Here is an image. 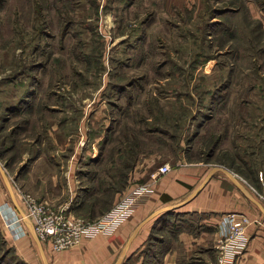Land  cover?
<instances>
[{"label": "rangeland", "instance_id": "374dc122", "mask_svg": "<svg viewBox=\"0 0 264 264\" xmlns=\"http://www.w3.org/2000/svg\"><path fill=\"white\" fill-rule=\"evenodd\" d=\"M187 161L229 168L264 204V0H0V163L23 210L85 224L61 252L105 219L112 234L150 173ZM0 188V219L34 251L0 234V264H44L1 173Z\"/></svg>", "mask_w": 264, "mask_h": 264}, {"label": "crops", "instance_id": "0c3cea01", "mask_svg": "<svg viewBox=\"0 0 264 264\" xmlns=\"http://www.w3.org/2000/svg\"><path fill=\"white\" fill-rule=\"evenodd\" d=\"M160 168L150 173L146 183L151 185L152 192L112 234H98L83 240L73 250L61 253L53 251L50 245L44 246L47 256L55 257L49 263L116 264L135 235L125 251V256H129L127 260L131 256H147V264H156L157 261H161L160 264H211L206 256H219L218 243L225 231L226 216L235 213L249 220L243 248L236 256H242L241 264H264V204L240 183L235 173L204 161L182 162L167 173H161ZM215 168L218 170L204 184ZM225 170L235 175L243 189ZM19 181L22 182V178ZM11 185L18 196L15 185ZM17 198L20 200L19 196ZM6 205L7 193L0 188V210L6 211ZM171 206H176L171 210L175 213H161L136 232L155 212ZM175 214L179 216L177 221L180 223L174 226L171 221ZM181 220L189 224L184 225ZM0 234L23 259L24 256H33L24 226L16 223L9 226L0 219Z\"/></svg>", "mask_w": 264, "mask_h": 264}, {"label": "built area", "instance_id": "2783aa9c", "mask_svg": "<svg viewBox=\"0 0 264 264\" xmlns=\"http://www.w3.org/2000/svg\"><path fill=\"white\" fill-rule=\"evenodd\" d=\"M160 171L161 173H167L170 171V166L164 165L160 168ZM125 210L121 206L117 208L118 213ZM26 215L33 221L36 234L42 243L49 241V245L55 252H61L64 249L78 245L86 232V226L82 221L71 218L65 219L58 212L53 211L52 208L38 205L33 199L29 200ZM114 223H116V220L106 223L105 219L97 225L96 229L90 232L97 230L96 234L107 233L108 227ZM247 223L246 218H240L235 213L226 216L225 231H223V237L218 243L221 264H228L227 256H236L239 255L237 252H241Z\"/></svg>", "mask_w": 264, "mask_h": 264}, {"label": "water", "instance_id": "95a60500", "mask_svg": "<svg viewBox=\"0 0 264 264\" xmlns=\"http://www.w3.org/2000/svg\"><path fill=\"white\" fill-rule=\"evenodd\" d=\"M218 169L215 168L212 170V172L209 174L207 180L204 182V184L213 176V174L217 171ZM227 172V174L230 176V178L233 180V182H235L237 184V186L241 189L242 186L241 184H239V182L237 181L235 175L233 173H231L230 171L228 170H225ZM0 172H1V175H2V178L9 190V193L11 195V198L13 200V203H14V206L15 208L17 209V211L19 212V214L22 216V219H23V222L25 224V226L27 227L30 235L32 236L33 240L35 241V243L37 244L38 248H39V251H40V254H41V257H42V260H43V263L44 264H50L49 263V259H48V256H47V253H46V250H45V247H44V244L42 243V241L40 240V238L38 237V235L36 234V231H35V227H34V224L33 222L28 218V216L26 215L25 211L22 209V207L20 206L19 204V201H18V198L13 190V187L11 185V182L9 180V176L6 172V169H5V166L3 164L0 163ZM203 184V185H204ZM200 189H198L194 194H196ZM192 197L189 198V200L191 199ZM176 209V206H171V207H168V208H164L162 210H159L157 212H155L153 215H151L146 221L143 222V224H141L139 226V228L136 230V232L147 222H149L150 220L154 219L155 217H157L158 215H160L161 213H165V212H168V211H171V210H175ZM135 236V235H134ZM134 236L130 239V242L129 244L127 245V247L125 248V251L127 250V248L129 247L130 243L133 241L134 239ZM125 251L124 253L120 256L119 260L117 261L116 264H122L123 263V260H124V257H125Z\"/></svg>", "mask_w": 264, "mask_h": 264}, {"label": "trees", "instance_id": "16d2710c", "mask_svg": "<svg viewBox=\"0 0 264 264\" xmlns=\"http://www.w3.org/2000/svg\"><path fill=\"white\" fill-rule=\"evenodd\" d=\"M207 125H208V124H207ZM156 131H157V130H156ZM156 131H155V132H148V133H155V134H156V133H157ZM165 135H166V134H165ZM146 139H147V136H146ZM158 139H159V138H158ZM161 140H162V139H160L159 141H161ZM163 142H164V145H165V146H169V144H168L167 142H165V140H164ZM170 145H171V144H170ZM6 167H7V166H6ZM168 213H169V214H170V213L173 214V213H175V212H174V211H171V212H167V214H168ZM164 215H166V214H164ZM164 215H163V216H164ZM175 216H177V214H175Z\"/></svg>", "mask_w": 264, "mask_h": 264}, {"label": "bare ground", "instance_id": "6f19581e", "mask_svg": "<svg viewBox=\"0 0 264 264\" xmlns=\"http://www.w3.org/2000/svg\"><path fill=\"white\" fill-rule=\"evenodd\" d=\"M33 222V221H32ZM34 224V223H33ZM35 227V226H34Z\"/></svg>", "mask_w": 264, "mask_h": 264}]
</instances>
